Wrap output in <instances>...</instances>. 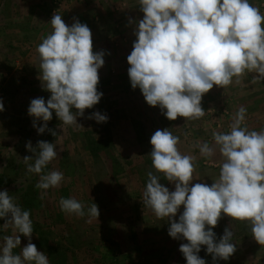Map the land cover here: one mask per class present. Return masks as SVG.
<instances>
[{
  "label": "rangeland",
  "instance_id": "1",
  "mask_svg": "<svg viewBox=\"0 0 264 264\" xmlns=\"http://www.w3.org/2000/svg\"><path fill=\"white\" fill-rule=\"evenodd\" d=\"M250 2L264 14V0ZM55 13L68 26L77 20L87 24L92 51L104 52L97 85L103 96L92 108L84 109V116L77 117L83 128L64 125L54 110L46 122L52 129L47 140L56 144L58 155L43 171L63 173L58 187L35 188L24 196L23 189L31 182L26 180L35 177V184L39 180V174L30 173L19 175L16 183L3 184L0 190L7 189L16 203L30 210L31 243L47 255L50 264H186L179 246L187 241L171 238L167 218L156 217L142 202L147 172H155L149 155L150 137L157 129L169 128L179 137V150L196 157L195 174L201 180L192 183L211 185L218 177L221 158L217 153L212 158L217 163H213L202 157L197 141L212 144L213 130L230 131L233 114L240 106L247 109V127L264 130V80L254 81L256 74L246 73L240 83L234 78L225 89L214 85L202 97L203 117L169 120L158 106L146 103L139 88L130 86L119 59L131 51L136 39L135 22L143 17L138 0H0V101L4 105L0 111V173L16 169L17 164L28 172L23 157L33 153L25 144L30 141L35 147L37 142L29 136L36 128L27 109L32 99L47 101L51 95L38 79L36 47L52 31L49 21ZM96 111L105 114L107 121L86 118ZM42 123L37 120V127ZM160 178L161 184L174 190V184L162 174ZM15 184L22 186L20 191L15 192ZM61 197L75 198L86 209L94 202L99 210L97 220L62 211ZM182 211L183 206L173 219ZM3 223L0 219V225ZM12 234L11 227L0 231V236ZM244 234L241 231L231 241L236 250L227 261L218 259L213 264H264V245L253 237L244 240ZM19 235L21 244L15 253L28 243Z\"/></svg>",
  "mask_w": 264,
  "mask_h": 264
},
{
  "label": "clouds",
  "instance_id": "2",
  "mask_svg": "<svg viewBox=\"0 0 264 264\" xmlns=\"http://www.w3.org/2000/svg\"><path fill=\"white\" fill-rule=\"evenodd\" d=\"M143 13L135 22V41L127 56L130 86L139 88L149 106H158L169 120L178 116L199 119L205 115L202 97L213 86L225 89L244 74L255 73L254 81L264 80V14L250 0H138ZM52 31L36 47L41 87L51 93L30 101L28 115L38 134L47 129L53 110L64 125L82 127L77 117L92 108L103 93L97 90L98 69L104 52L92 51V34L78 20L68 26L55 13L49 21ZM129 23H133L130 19ZM75 109L76 111H73ZM4 105L0 101V111ZM214 111V109H211ZM247 109L240 106L233 114L230 131L213 130V143L197 141L199 154L212 161L219 153L218 177L211 185L195 174L196 157L177 147L179 137L169 128L157 129L150 137L152 168L142 193L143 205L158 218H167L168 235L181 243L179 251L186 264H206L198 253L227 261L235 252L233 232L224 229L216 239L213 228L221 214L249 225L252 237L264 245V130H250L245 124ZM88 119L97 123L108 117L99 111ZM43 121L37 127L36 121ZM53 135L55 133L53 132ZM32 156H24L29 173L39 174L37 188L58 187L63 173L43 170L57 158L56 144L37 141L25 144ZM217 163L216 161H212ZM174 190L161 184L160 175ZM201 180V179H199ZM60 208L78 217L97 220L98 206L61 197ZM183 206L177 219V212ZM30 210L16 203L7 189L0 190V231L12 228V235L0 236V264H50L47 255L31 243L33 222ZM207 226V227H206ZM28 243L21 244L20 235Z\"/></svg>",
  "mask_w": 264,
  "mask_h": 264
},
{
  "label": "trees",
  "instance_id": "3",
  "mask_svg": "<svg viewBox=\"0 0 264 264\" xmlns=\"http://www.w3.org/2000/svg\"><path fill=\"white\" fill-rule=\"evenodd\" d=\"M40 125H38L39 127ZM52 129L51 128H47L43 133L38 134L37 131H34V134L31 132L29 133V136L33 135L34 137H36L35 142L37 141H48L47 139L52 135L51 133ZM27 153V152H26ZM12 167V166H10ZM14 167V166H13ZM17 168H10L9 171L7 172H1L0 173V187L5 184V185H9L10 182L11 183H16L15 180H18L17 178L19 177V175H24L26 176H30L31 174L29 172H26L23 168V166L21 164H17L16 166ZM25 180H22L21 184H23ZM26 181H31L30 183H28L24 190V196L28 193V192H32L35 188H37L35 185V177H33L31 180H26ZM15 192H18L21 190L20 187L22 186H17V184H15ZM23 200H28L27 198H23ZM207 227V226H206ZM225 228H229V230H232L233 232V238L235 239V237L238 235V233H241V231H244V240H249L252 238V235L250 233V229H249V225L244 222V221H240V220H232L231 217L224 215L223 213L221 214V218L218 220L217 225L213 228V231L217 230L216 233V239L219 240V238L223 235L224 233V229ZM206 246H201V250L198 253V255L205 259L206 264H213L215 263V261H217L219 258H217L215 261L212 258V254L206 253L205 251Z\"/></svg>",
  "mask_w": 264,
  "mask_h": 264
},
{
  "label": "crops",
  "instance_id": "4",
  "mask_svg": "<svg viewBox=\"0 0 264 264\" xmlns=\"http://www.w3.org/2000/svg\"><path fill=\"white\" fill-rule=\"evenodd\" d=\"M131 48H132V46H131ZM132 50V49H131ZM128 51H130V50H128ZM128 51H127V54H125L124 56H120V61H121V65H122V67H125V69L127 70L130 66L128 65V63H127V56L130 54V53H128ZM131 52V51H130ZM117 57H119L118 55H117Z\"/></svg>",
  "mask_w": 264,
  "mask_h": 264
}]
</instances>
